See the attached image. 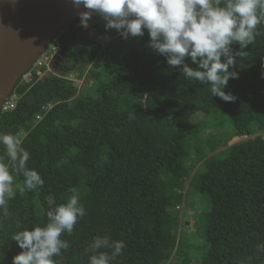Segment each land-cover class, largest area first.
<instances>
[{
    "label": "trees",
    "instance_id": "1",
    "mask_svg": "<svg viewBox=\"0 0 264 264\" xmlns=\"http://www.w3.org/2000/svg\"><path fill=\"white\" fill-rule=\"evenodd\" d=\"M88 23L85 30L78 18L60 34L56 73L22 79L13 94L16 108L0 113V132L22 141L31 154L26 167L44 180L42 188L21 194L15 185L23 177L14 174L16 195L0 225V264H12L22 251L11 241L22 230L16 222L44 226L46 212L66 203L72 189L87 215L63 235L70 247L54 258L58 264H88L92 253L85 249L105 235L126 243L114 264H240L248 257L264 264V253L256 251L264 242V25L244 49L248 56L230 69L239 78L225 91L237 99L224 102L210 85L167 65L148 47L147 32L138 41L116 38L104 49L103 36L117 31H106L99 14ZM82 80L79 90L75 81ZM216 112L230 117L231 140H215L216 134L203 140L204 121ZM242 138L248 139L231 146ZM201 195L211 210L195 215L193 227L210 248L197 258L185 250L179 208L198 209L190 199Z\"/></svg>",
    "mask_w": 264,
    "mask_h": 264
},
{
    "label": "clouds",
    "instance_id": "2",
    "mask_svg": "<svg viewBox=\"0 0 264 264\" xmlns=\"http://www.w3.org/2000/svg\"><path fill=\"white\" fill-rule=\"evenodd\" d=\"M70 3L75 10L85 9L78 11L80 26L85 30L95 13L106 21V31L115 29L124 40L141 38L147 32L148 47L166 57L167 65L178 68L188 80L210 85L211 95L224 102L237 99L225 91L230 79L239 78V73L230 69L238 59L248 56L244 49L261 34L257 26L264 25V0H70ZM234 45L239 46L238 50H234ZM261 78L264 79V72ZM0 145L5 150L0 156L2 225L10 215L9 201L16 195L14 174L23 177L22 185H15L21 194L42 188L44 180L36 170L26 167L31 154L15 134L0 132ZM71 191L66 203L46 212L44 226L27 228L16 222V227L22 230L14 232L11 241L22 251L12 257V264H58L54 258L70 247L63 235H71L87 215L79 195L75 189ZM125 248L123 240L95 236L85 249L92 253L88 264H114ZM256 251L264 253V242L257 245ZM240 264H252V257Z\"/></svg>",
    "mask_w": 264,
    "mask_h": 264
},
{
    "label": "water",
    "instance_id": "3",
    "mask_svg": "<svg viewBox=\"0 0 264 264\" xmlns=\"http://www.w3.org/2000/svg\"><path fill=\"white\" fill-rule=\"evenodd\" d=\"M70 0H0V113L16 87L77 20Z\"/></svg>",
    "mask_w": 264,
    "mask_h": 264
},
{
    "label": "rangeland",
    "instance_id": "4",
    "mask_svg": "<svg viewBox=\"0 0 264 264\" xmlns=\"http://www.w3.org/2000/svg\"><path fill=\"white\" fill-rule=\"evenodd\" d=\"M90 31L94 36H98L97 34V29L95 25L92 23ZM92 35V36H93ZM99 37V36H98ZM132 40H137L140 39L136 37L130 38ZM125 53V51L119 53V56H122ZM55 65V66H54ZM57 65L55 62L52 65V72L47 73V77H49L51 74H55V67ZM70 80H74L73 76L68 77ZM75 83L78 85L79 90H81L84 86V80ZM205 124L207 125V132L202 135L203 140L205 141L209 135H215V140H231L233 137V124L230 119V117L222 112H216L210 116H207L205 119ZM209 129V130H208ZM248 138H242V139H237L234 142H232L231 146L246 141ZM191 149L193 147L191 146ZM225 149H220L219 152L224 151ZM195 151V150H194ZM201 164L197 166L196 171L200 168ZM192 202L196 201L197 208L198 209H193L188 205V207H182L180 211L181 219H182V228L187 229L188 231V236L186 235L185 239V250L192 255L196 256L197 258H204L209 251V243L206 240V237H204L201 233H196L195 227H193L195 221H196V216L198 215L199 212H209L211 210V201L209 197L207 196H198L195 198L190 199ZM189 223V224H188ZM189 225V226H188ZM195 232V233H194ZM178 258L175 259L177 261ZM180 262V260H179ZM177 262V263H179Z\"/></svg>",
    "mask_w": 264,
    "mask_h": 264
},
{
    "label": "built area",
    "instance_id": "5",
    "mask_svg": "<svg viewBox=\"0 0 264 264\" xmlns=\"http://www.w3.org/2000/svg\"><path fill=\"white\" fill-rule=\"evenodd\" d=\"M120 33L117 32L116 37H112L110 34H106L101 39L103 48L105 49L107 46H109L114 39L119 38ZM108 38V39H105ZM129 38H136V37H129ZM139 38V37H137ZM63 52V47L61 43L59 42L58 38L54 40L52 45L49 46V48L42 54L41 58L37 60V62L34 64V66L31 68V70L24 76V80L31 81L33 79H39L44 80L47 78V73L52 72V65L55 62V60L61 55ZM46 69L43 71V69ZM17 106V98L12 95L11 99L4 104L1 112H10L14 110Z\"/></svg>",
    "mask_w": 264,
    "mask_h": 264
}]
</instances>
